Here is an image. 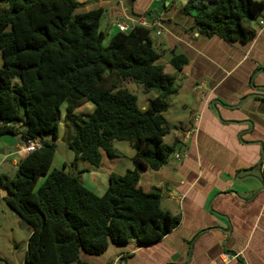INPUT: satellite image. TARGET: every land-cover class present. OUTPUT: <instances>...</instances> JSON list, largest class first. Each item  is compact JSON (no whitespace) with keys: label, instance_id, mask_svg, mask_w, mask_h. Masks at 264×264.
<instances>
[{"label":"trees","instance_id":"trees-1","mask_svg":"<svg viewBox=\"0 0 264 264\" xmlns=\"http://www.w3.org/2000/svg\"><path fill=\"white\" fill-rule=\"evenodd\" d=\"M1 1L0 136L42 140L18 160L13 177L0 175L7 206L31 229L20 264H90L85 255H102L110 245L159 241L179 217L160 207L157 188L144 191L138 181L143 171L163 167L175 149L163 142L169 131L163 114L177 90L152 28L135 24L105 42L104 7L82 10L77 0ZM181 12L191 18L187 32L243 43L255 36L264 0H183ZM146 14L156 19L151 10ZM171 53L168 65L180 71L188 57ZM108 77L133 79L155 96L138 107L136 96L107 84ZM87 101L91 111L74 112ZM59 124L74 153L72 166L84 159L98 167L102 150L116 158L113 142L127 140L134 168L110 174L105 192L95 194L79 174L64 170L65 163L52 167Z\"/></svg>","mask_w":264,"mask_h":264},{"label":"crops","instance_id":"crops-1","mask_svg":"<svg viewBox=\"0 0 264 264\" xmlns=\"http://www.w3.org/2000/svg\"><path fill=\"white\" fill-rule=\"evenodd\" d=\"M152 1L82 0L81 9L104 7L101 22L111 37L117 32L116 19L132 25L151 10ZM182 5L183 0H169L161 9L156 18L165 39L154 40L161 49L188 57L180 71L160 59L174 78L173 95H184L174 122L168 125L165 118L169 131L163 142L175 149L163 167L143 171L138 181L144 191L157 188L162 209L179 221L155 243L110 245L104 254L87 257L90 264H107L119 254H126L124 264H264V16L254 37L228 43L187 32L191 18L181 12ZM64 108L63 104L62 115ZM93 108V103L84 102L74 112ZM61 131L59 124L56 149ZM0 144L1 175L6 174L3 162L12 157L16 169L26 154L20 135H2ZM113 146L118 158L101 151L105 174L92 170L82 176L84 184H92L88 176H96L92 185L97 195L107 189L110 174L123 175L134 168V152ZM65 160L59 161L61 166Z\"/></svg>","mask_w":264,"mask_h":264},{"label":"rangeland","instance_id":"rangeland-1","mask_svg":"<svg viewBox=\"0 0 264 264\" xmlns=\"http://www.w3.org/2000/svg\"><path fill=\"white\" fill-rule=\"evenodd\" d=\"M78 2L82 3V0H77ZM91 1H96V0H91ZM0 6L5 7L6 2L1 1ZM145 16L146 20H152V17L148 14H143ZM264 15V13H263ZM141 17L140 15L137 17ZM105 18V15L103 16ZM103 18L101 21H103ZM117 20V19H116ZM101 27L104 29V25H102L101 22ZM165 29L162 26V32L157 34L156 33V28L151 29V37L154 40H164L165 35H164ZM110 37L108 36L107 32L105 33V42L108 40ZM178 50V49H177ZM171 57V52L165 51L163 58L165 60H169ZM165 63V61H164ZM2 65V58L0 55V67ZM169 68H172L169 66ZM173 71V70H172ZM106 83L109 85H114L115 89L117 88H122L126 89L129 92L133 93L136 96V104L138 107L142 106H147L149 99L155 96L154 92H146L143 88V85L134 81L133 79L126 78V79H116L115 77H108L106 78ZM184 102V95L183 94H176L170 96L169 99V108L167 111L164 112V117L167 120L168 125H171V123L174 122L175 118L174 115L177 111V108H180L181 104ZM88 104H91L89 101H87ZM63 110V108H62ZM63 133V131H61ZM62 136V135H61ZM1 137V136H0ZM169 137V136H168ZM167 137V140L169 138ZM56 149V154L54 156L53 160V167H59L63 168L61 166V161L63 158L67 159L65 160V166L64 170L67 172H73L75 174H79V179L81 183L87 188L96 193V189L94 190V186L92 185L93 183L96 182V176L90 175L88 176L89 182L92 184H84L82 180V176L90 171H98L99 175L105 174V167H95L92 166L88 161L84 159H78L76 161V166H72V161L74 160V153L72 152L71 149L67 146L65 141L63 139H59ZM113 144H117V146L121 147L123 151H126L128 153L134 152V149L131 145V143L127 140H115ZM2 144H0V147ZM2 155L0 154V158ZM119 157V156H118ZM116 157V158H118ZM11 158L7 159L5 161V164L3 162V167L5 173L13 177L15 175V169L14 166L11 165ZM121 158V157H120ZM114 159V158H111ZM59 163V164H58ZM6 165V166H5ZM1 166V165H0ZM1 168H0V173H2ZM105 186V181L99 184V188H102ZM91 187V188H90ZM6 190L0 187V264H4V262H8L9 264H20L23 262L25 251H26V246H27V239L28 236L31 232L30 227H22V219L18 215H14L12 213V210L7 206L4 197L6 196ZM161 208L164 206L160 205ZM87 257H93V255H85L84 258L86 259ZM87 260V259H86Z\"/></svg>","mask_w":264,"mask_h":264},{"label":"built area","instance_id":"built-area-1","mask_svg":"<svg viewBox=\"0 0 264 264\" xmlns=\"http://www.w3.org/2000/svg\"><path fill=\"white\" fill-rule=\"evenodd\" d=\"M138 24L141 26H145V27H153L156 28V32L157 34L162 32V27L160 25V23L158 22V20H146L145 16H141L139 18H137L136 20H133L132 25L127 24L121 20H116L114 23V27L120 31V32H127L133 25ZM42 140L40 138H34V139H27L24 140L25 144H24V152L26 154L33 152L37 149H39L41 147V142ZM262 167L264 168V163L262 164ZM136 244H138L136 242ZM126 254H119L117 256H115L112 260H110V262H108L107 264H124V259L123 257ZM236 257V256H234ZM229 258H231V256H226V260H228ZM233 258V257H232ZM213 264V263H211Z\"/></svg>","mask_w":264,"mask_h":264},{"label":"water","instance_id":"water-1","mask_svg":"<svg viewBox=\"0 0 264 264\" xmlns=\"http://www.w3.org/2000/svg\"><path fill=\"white\" fill-rule=\"evenodd\" d=\"M164 1L165 0H153L152 3L150 4L149 8L152 10V13L154 14L155 17L160 16L162 12L161 9H163V7L169 2V0H166L165 2ZM12 213L14 215L17 214L16 211L14 210H12ZM27 225L28 223L24 219H22V227H25Z\"/></svg>","mask_w":264,"mask_h":264},{"label":"clouds","instance_id":"clouds-1","mask_svg":"<svg viewBox=\"0 0 264 264\" xmlns=\"http://www.w3.org/2000/svg\"><path fill=\"white\" fill-rule=\"evenodd\" d=\"M156 18V17H155ZM152 20H157V18L156 19H153L152 18ZM161 25V24H160ZM162 27V26H161ZM149 28H153V27H149ZM155 29V28H154ZM118 31V30H117ZM157 33V32H156ZM24 144H25V142H24ZM23 147H24V145H23ZM24 149V148H23ZM26 154V153H25ZM29 154V153H28ZM27 155V154H26Z\"/></svg>","mask_w":264,"mask_h":264}]
</instances>
